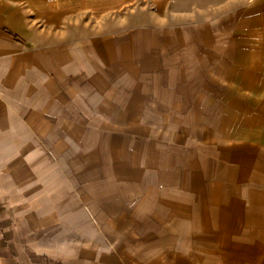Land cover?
<instances>
[{"label": "crops", "instance_id": "crops-1", "mask_svg": "<svg viewBox=\"0 0 264 264\" xmlns=\"http://www.w3.org/2000/svg\"><path fill=\"white\" fill-rule=\"evenodd\" d=\"M145 122L202 125V153L155 168L185 173L161 187L186 198L198 172L205 198L145 254L138 226L121 264H264V0H0V172L111 154L103 140L138 137L114 124Z\"/></svg>", "mask_w": 264, "mask_h": 264}, {"label": "rangeland", "instance_id": "rangeland-1", "mask_svg": "<svg viewBox=\"0 0 264 264\" xmlns=\"http://www.w3.org/2000/svg\"><path fill=\"white\" fill-rule=\"evenodd\" d=\"M126 125L134 126L137 139H102L111 146V154L92 151L74 156L71 149H65L59 155H34L33 163L38 165L31 171L0 172L1 178L10 177L16 184L28 179L34 182V186L0 187V264H121L131 253L130 243L136 242L138 226L145 248L134 253L145 254L153 244L163 242L164 232L174 233L183 226V219L169 216L191 206L199 210L205 197L197 183L201 179L198 172L189 180H193V187L187 188L186 198L183 193L161 187L162 182L185 179V173L163 177L155 167L175 169L188 161L193 151L202 153V125L114 124V133L119 134ZM198 137L200 140L192 139ZM143 138L171 141L167 146L173 151L153 148ZM96 158L106 164V169L96 165ZM7 161L16 166L29 162L17 153L10 154ZM41 162H51L59 169L46 170ZM77 165L84 170H78ZM175 194L181 196L175 198ZM170 253L163 252L161 258Z\"/></svg>", "mask_w": 264, "mask_h": 264}]
</instances>
